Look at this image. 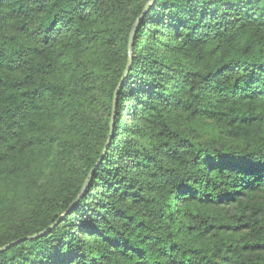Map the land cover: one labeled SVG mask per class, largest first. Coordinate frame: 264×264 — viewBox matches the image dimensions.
<instances>
[{
  "label": "trees",
  "instance_id": "1",
  "mask_svg": "<svg viewBox=\"0 0 264 264\" xmlns=\"http://www.w3.org/2000/svg\"><path fill=\"white\" fill-rule=\"evenodd\" d=\"M149 1L0 0V264H264V0Z\"/></svg>",
  "mask_w": 264,
  "mask_h": 264
},
{
  "label": "water",
  "instance_id": "2",
  "mask_svg": "<svg viewBox=\"0 0 264 264\" xmlns=\"http://www.w3.org/2000/svg\"><path fill=\"white\" fill-rule=\"evenodd\" d=\"M155 1H156V0H150V1L145 5V7H144V11H143V13H142L140 19H141V18H142V17H143L148 11H149L151 5H152ZM139 22H140V20L138 19L137 22L135 23V26H134L133 30H132L131 33H130V38H129V43H128V47H129V58H128V63H127L126 69H125V71H124V74H123V76H122L121 82L119 83V85H118V87H117V89H116V92H115V95H116V96H117V94H118V91L122 88L123 82H124V80H125V78H126L128 72H129V70H130L131 65H132V59H133V58H132V48H133V44H134V36H135L136 31H137V27H138V25H139ZM116 96H115V99H116ZM115 112H116V108L114 107V109H113V113H115ZM113 132H114V118L112 117L111 122H110V133H109V137H108V140H107V144H106V146H105V148H104V150H103L102 156L99 158L98 162H97L96 165L91 169L90 173L88 174L87 178L85 179L84 186H83V188H82V192L85 191L86 187L88 186V184H89V182H90V179L92 178L93 173L96 171V169L98 168V166L100 165V163L103 161V157H104L106 151H107L108 148H109V145H110V142H111V136H112ZM82 195H83V194H82ZM82 195H81V197H82ZM81 197H80V198H81ZM62 217H64V215H62L61 218H60L57 222L53 223V224H52L49 228H47L46 230H44V231H42V232H40V233H38V234H35V235H32V236H28V237H26L25 239L34 238V237H38V236H41V235L45 234V233H46L47 231H49L51 228L55 227V225H56V224L62 219ZM16 243H18V241H12V242L6 244L5 246H3V247L0 248V252L6 250V249H8V248H10L11 245H14V244H16Z\"/></svg>",
  "mask_w": 264,
  "mask_h": 264
}]
</instances>
